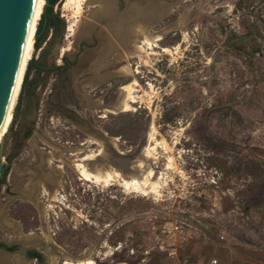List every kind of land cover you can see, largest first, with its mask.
I'll return each mask as SVG.
<instances>
[{
	"label": "rangeland",
	"instance_id": "obj_1",
	"mask_svg": "<svg viewBox=\"0 0 264 264\" xmlns=\"http://www.w3.org/2000/svg\"><path fill=\"white\" fill-rule=\"evenodd\" d=\"M96 1L59 0L54 7L61 21L45 45L44 59L48 67L65 64L63 76L52 70L37 79L43 88L30 111L29 99L22 95L12 120L33 118L34 127L10 160L11 133L6 131L3 158L11 185H0V238L11 237L8 224L25 210L28 232L36 236L32 242L22 240L43 254L41 261L26 264H51L53 255L58 264H66L67 256H90L94 264H180L184 259L189 264L212 259L217 264H264V0H107L112 9L142 10L144 14L132 15L147 20L153 32L170 28L153 48L129 60H117L123 51L120 38L110 15L96 14ZM169 2L176 6L151 22L152 13ZM124 15L117 17L125 20ZM88 22L94 28L84 39L79 32ZM37 57L35 50L31 59ZM127 62L131 74L103 78ZM34 74L31 69L26 81ZM97 77L104 81V91L98 89L94 96L88 83ZM133 80L141 96L133 110L108 112L88 105L87 97L113 105L119 87ZM132 121L137 123L126 127ZM95 129L116 137L105 143L108 162H103L120 172L130 170L149 144L151 155L138 171L153 170L158 190L81 178L74 161L104 146L92 140H103ZM157 139L168 145L156 144ZM54 146L64 147L65 160H56L57 169L62 165L56 177L64 186L56 183L60 194L55 206L48 207L49 194H44L35 207L16 191ZM169 159L173 162L167 166ZM85 163L96 171L102 162Z\"/></svg>",
	"mask_w": 264,
	"mask_h": 264
},
{
	"label": "bare ground",
	"instance_id": "obj_2",
	"mask_svg": "<svg viewBox=\"0 0 264 264\" xmlns=\"http://www.w3.org/2000/svg\"><path fill=\"white\" fill-rule=\"evenodd\" d=\"M45 2H46V0H34V3H33L32 11H31L30 19H29V24H28L27 31L25 34V38H24V42H23V46H22V51H21V55H20V59H19V63H18V69H17V73L15 76V80H14L8 101H7L6 106L4 108V111L0 117V144L2 142L3 134H4V132L7 131L8 126L12 120V114H13L14 106H15L16 99L18 96L17 89L19 88V85H21V82H22V76H21L22 68L24 66L25 58L29 57V49H30L31 43H32L29 41H30V38L33 34L35 27H36L39 16L43 10ZM69 2H70V0H69ZM179 19H181V18H179ZM181 20H179L180 23H181ZM175 23H177V22H175ZM170 27H171V25H170ZM168 29L170 30V28H168ZM168 29H164V30L161 29L162 31L160 30V32H155V31L153 32L150 30V23L147 20H144V19H141L138 17H136V19L124 21L123 27L122 28L120 27V42H118V44L121 43V45L123 47V49H122L123 51L118 53V55L116 57L117 60H129L130 58H133V57L142 56V53L143 54H144V52L146 53V51H145L146 48L147 49L153 48L156 45V41L161 39L162 36L164 35V33L168 32ZM139 36L142 37L141 41H138ZM121 45H119V47ZM163 50H168V48H164ZM147 53H148V51H147ZM30 59L31 58H28V60H30ZM117 62H119V61H117ZM112 73L113 74H120V75L131 74L132 69H131L130 63L127 62L126 64L120 66L115 71L113 70V72L104 75L103 78L106 79V78L110 77ZM134 73H135V71H134ZM100 78L101 77H97L96 80H94V81L91 80L92 82L88 83L89 88L91 89V88L96 87V85L100 82ZM137 86H138L137 80H133L132 82L121 85L118 89L119 94H118L117 100L115 101V103L113 105H107V104L103 105V102L101 99L92 100L89 97H87L86 100H87L88 105H90L94 110L99 109L101 107L103 111H108V112L130 111V110L134 109L132 104L135 102H138L140 97H141L140 94H138L139 89L137 88ZM91 138H92V140H94L95 143L103 144L104 146L101 149H99V152L88 153L82 157H78L76 159V161H74L73 164L75 165V168H76L77 172L79 173V175L81 176V178L88 180V181L96 182V183H103L105 185H110V184H113V182L117 181V182H119V184L121 186L125 187V189H133V190H140L141 189V190H143V189L149 188L155 192L158 190L160 183L158 184V181L151 179V175L153 174V170L148 169L147 173H144L145 171L141 172V173L138 171L141 169L140 167L142 166L143 158L146 159V157H149L151 155V152H150L151 148L148 146L149 144L145 145L142 148L141 152L139 153V155L137 156V158L135 160V164H132V163L130 164V166H131L130 170H128L126 172H120V171L116 170L112 165H110L108 163L105 164L103 162L107 158L104 140H100L99 138H97L95 136H91ZM111 138L114 141L117 140L116 137H111ZM150 138H153L152 134L150 135ZM101 139H103V138H101ZM156 144H161L163 147H166V145H168V144H166V142L163 139L162 140L157 139ZM50 146H53V145H50ZM53 149H54V151L50 150V153H48L47 161L45 160V162H47L48 166L51 168L53 167V160H54L55 154H56V160L57 161L63 162V160H65V159H63L64 156L62 154V149H60L56 146H54ZM46 152H49V151H46ZM95 158H98L99 161L101 160L102 163L96 164V166H95L96 171H92L88 167V165L85 163V161L95 159ZM168 161H169V164H167V166H170L173 161H172V159H169ZM57 170L62 171V165L61 164H59ZM141 170H143V169H141ZM53 175H54V173H53ZM50 180H51V177H50ZM46 181H48V180H46ZM62 182L63 181L55 182L54 185H56V183H57L60 187L64 186V185H62ZM49 185H51V184H49ZM52 185H53V183H52ZM48 189H50V188H48ZM61 189H62V187H61ZM45 194H49L48 198H49V202H51V203H50V205L48 204L49 205L48 207L51 208V207L55 206V203L58 201L57 195L60 194V189L56 188L53 191L52 190L51 191L46 190ZM41 201L42 200H40V202ZM38 202H39V200H38ZM38 202H36V204ZM45 233H47L49 235L48 232L44 231V234ZM18 234H20V238H22L24 241H30V242L35 240V236H36L34 232H28V233H24V232L22 233L21 232ZM47 236L45 234V237H47ZM49 240H51V239H49ZM50 261H51L50 262L51 264H58V257H56V255H53L52 259ZM13 262L15 263V261H13ZM17 263H18V261H17ZM65 263L66 264H94V261L90 258V256L86 257V258H73V257L67 256Z\"/></svg>",
	"mask_w": 264,
	"mask_h": 264
},
{
	"label": "flooded vegetation",
	"instance_id": "obj_3",
	"mask_svg": "<svg viewBox=\"0 0 264 264\" xmlns=\"http://www.w3.org/2000/svg\"><path fill=\"white\" fill-rule=\"evenodd\" d=\"M48 14L44 15V23H43V30L39 33L40 35L38 38L42 37V42L39 45V47H35V50H38V57L33 60L32 64L30 65L29 71L32 69L35 71L34 76L32 77V80H27L25 81V87L23 94L26 95V97L29 99V104L27 107V110L30 111L33 109V104H34V99L37 97V90H40L43 88V85L41 83L37 82V79L39 77H44L48 72L50 71H56L57 74H59V77L62 78L63 76V70L65 67V64H53V66L48 67L47 64L45 63V54H46V48L45 45L48 44V41L51 39V37L54 36V30L51 28L50 31V36L49 30L45 32V25L46 22L48 21ZM46 20V22H45ZM49 36V37H48ZM48 37V38H47ZM37 38V39H38ZM35 39V37H34ZM31 48V47H30ZM30 51V50H29ZM34 54V52H33ZM28 58H32L30 55ZM27 58V62H28ZM58 67L56 68V66ZM28 71V73H29ZM28 76V74H27ZM23 78V76H22ZM27 79V78H26ZM61 82V80H60ZM102 83V84H101ZM32 84V85H31ZM61 83L57 84L56 88L58 85ZM103 85L104 81L99 82L96 87L91 88L90 92H94V96H96V90L99 92H103ZM34 86V88L32 87ZM102 87V89H101ZM94 89V90H93ZM54 88L51 90V94L48 96L49 98L51 97L53 93ZM108 92L106 91V94ZM22 94V95H23ZM92 100L98 99L97 97H90ZM55 105L59 106L60 108L70 111L72 113L77 114L75 110H71L67 106H64L63 104L56 102ZM37 110L41 111V108H38ZM33 118H31V121L27 122V120H11L10 126L8 128V131L11 133V145H12V151L13 153L10 154L8 159L10 160L12 157H14V153L16 150L19 148L20 144H23L25 141H27L29 135L31 134V131L34 127L33 124ZM49 152H45L46 154L50 153V150H47ZM47 156V155H46ZM47 157H42L39 159L36 164H34V168L36 169V174L34 176H24L19 184V187L17 189V193L25 194L30 198L28 202L36 207V202L38 201V195L43 196L46 192L48 191H53L56 189L55 182H58V178L56 177V157H54L53 160V167H49L47 162ZM47 168V169H46ZM55 168V169H54ZM27 174L31 173L26 171ZM47 173V174H46ZM54 173V175H53ZM51 175V176H50ZM8 176V177H7ZM10 172L8 171V163L7 161L4 160L3 158V170L0 173V185L3 187L5 186L6 188H9L11 185V180H10ZM51 177V180H50ZM46 178V179H45ZM48 180V181H46ZM45 182V183H44ZM43 183V184H42ZM53 183V185H52ZM51 184V185H49ZM43 185V186H42ZM47 185V186H46ZM50 189H48V188ZM54 187V188H53ZM46 189V190H45ZM36 201V202H35ZM40 201V199H39ZM15 207V206H14ZM26 211L23 210L21 212V216L18 220H14L13 222L9 223L8 226L11 228L12 232L11 237L9 238H0V264H26L28 260H36V261H41L43 258V254L40 252L35 247L28 246L26 243L23 242L22 238H20V234L18 233H28V228L26 227ZM20 223V224H16ZM17 233V234H16ZM16 234V235H15ZM16 236V237H15ZM20 248V249H19ZM40 254V256L38 255ZM12 260V261H11ZM15 261V263L13 262ZM18 261V263H17ZM21 261V262H20Z\"/></svg>",
	"mask_w": 264,
	"mask_h": 264
},
{
	"label": "water",
	"instance_id": "obj_4",
	"mask_svg": "<svg viewBox=\"0 0 264 264\" xmlns=\"http://www.w3.org/2000/svg\"><path fill=\"white\" fill-rule=\"evenodd\" d=\"M106 1L107 0L96 1L97 4H99V9L96 14H100V16H104L106 14L110 15V18L112 20V27L118 38H120V27H123L124 21L134 19V15L132 14H144L139 8H134L129 11H120L118 10V8L112 9V7L109 8L106 4ZM33 3L34 0H0V117L4 111L15 80ZM48 4L49 0H46L42 16L46 14ZM175 6L176 3L169 2L159 10L154 11L152 13L153 15H151L150 17V20H152L151 22L155 21L157 16L168 13ZM118 14H126L124 15L126 19H120L119 17H117ZM93 28L94 24L92 22H88V24L82 25L79 32L80 37L84 39L87 38L92 32ZM39 35V33H36L35 41ZM32 62L33 59H30L26 64V68L20 85V90L14 106L12 119L20 104L25 87V81ZM57 67L58 65L56 66V68ZM95 132L103 137L105 143L112 139L108 137L106 132H103L101 130L98 131L97 129H95ZM5 136L6 132H4L2 142L0 144V173L3 170V146ZM128 166L129 163L125 164V171L129 169Z\"/></svg>",
	"mask_w": 264,
	"mask_h": 264
},
{
	"label": "trees",
	"instance_id": "obj_5",
	"mask_svg": "<svg viewBox=\"0 0 264 264\" xmlns=\"http://www.w3.org/2000/svg\"><path fill=\"white\" fill-rule=\"evenodd\" d=\"M58 2H59V0H49V4L47 6V12H46V14H48L49 17H48V21L46 22L45 28H44L45 29V32H47L48 30H50L52 28L54 30V33H53L54 35L57 32L58 22L61 21L60 18H59V16H58V14L57 13H54V7H55L56 4H58ZM43 23H44V16H42L40 18V21H39L38 26H37L36 33H40L43 30ZM41 42H42V37L36 39V41H35V39H33L32 43H31V48L29 49L30 50L29 51V55L31 57H33V55H34L33 52L35 51V47H39V45L41 44ZM26 64H27V58H25L24 66L22 68L21 76H23V74H24V71H25V68H26ZM19 90H20V85H19V88L17 89V94L19 93ZM139 114H140L139 113V110H137L135 112V115L134 116L136 118H139ZM166 121H168V120H166ZM136 123H137L136 121H132L126 127L131 128ZM108 132L110 134H115L116 133V131H114L112 129H109ZM38 255L40 256L39 253H38Z\"/></svg>",
	"mask_w": 264,
	"mask_h": 264
},
{
	"label": "built area",
	"instance_id": "obj_6",
	"mask_svg": "<svg viewBox=\"0 0 264 264\" xmlns=\"http://www.w3.org/2000/svg\"><path fill=\"white\" fill-rule=\"evenodd\" d=\"M180 264H189V262L187 259H184ZM207 264H217V260L212 259Z\"/></svg>",
	"mask_w": 264,
	"mask_h": 264
}]
</instances>
